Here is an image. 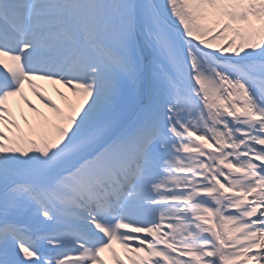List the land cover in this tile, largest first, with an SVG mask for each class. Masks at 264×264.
I'll return each mask as SVG.
<instances>
[{
	"label": "snow or ice",
	"instance_id": "1",
	"mask_svg": "<svg viewBox=\"0 0 264 264\" xmlns=\"http://www.w3.org/2000/svg\"><path fill=\"white\" fill-rule=\"evenodd\" d=\"M0 264H264V0H0Z\"/></svg>",
	"mask_w": 264,
	"mask_h": 264
},
{
	"label": "bare ground",
	"instance_id": "2",
	"mask_svg": "<svg viewBox=\"0 0 264 264\" xmlns=\"http://www.w3.org/2000/svg\"><path fill=\"white\" fill-rule=\"evenodd\" d=\"M44 87L47 89L48 95L52 96L53 100H55L57 104H59L61 107H64V101L61 100V98L56 94V92L54 91V87L52 85H49V84H45ZM28 94L30 95L31 92L29 91ZM31 98H32L31 101L33 102V104L37 108H39L41 112H43L45 115L49 114L48 109H46L44 107V105L40 102V100L37 97H35L34 95L31 94L30 99ZM11 103L13 106V110L17 112V118L20 119V113H19L18 108H17L16 100H13ZM24 114L28 117V119L30 121L35 122L38 119L36 114L29 111L27 108L24 109ZM20 123H21V126L23 128H25V129L27 128V126L24 124L23 119H20Z\"/></svg>",
	"mask_w": 264,
	"mask_h": 264
}]
</instances>
